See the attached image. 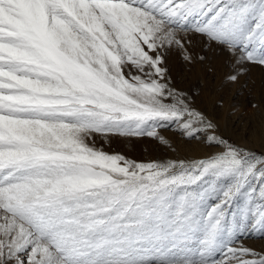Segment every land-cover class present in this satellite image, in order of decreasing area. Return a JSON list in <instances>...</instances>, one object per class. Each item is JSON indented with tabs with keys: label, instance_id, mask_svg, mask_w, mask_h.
<instances>
[{
	"label": "snow or ice",
	"instance_id": "1",
	"mask_svg": "<svg viewBox=\"0 0 264 264\" xmlns=\"http://www.w3.org/2000/svg\"><path fill=\"white\" fill-rule=\"evenodd\" d=\"M253 69L264 0H0V264H264ZM145 137L165 155L111 148Z\"/></svg>",
	"mask_w": 264,
	"mask_h": 264
},
{
	"label": "rangeland",
	"instance_id": "2",
	"mask_svg": "<svg viewBox=\"0 0 264 264\" xmlns=\"http://www.w3.org/2000/svg\"><path fill=\"white\" fill-rule=\"evenodd\" d=\"M252 79L257 82L259 85L262 78H264V74H262L258 69L252 70ZM220 78L219 75L213 87L219 85ZM197 85L196 77L193 76L190 80L185 84V87H195ZM245 94L243 92L236 93L235 88L233 87L229 92L225 94L223 108L221 109L223 122L231 125L233 122L236 123L237 128L239 129V134L242 136L246 131V126L248 123L249 117L244 113V102ZM203 100L206 105L211 108L212 101L215 100V96L209 97L207 91H205L203 95ZM239 105L238 110H232L233 105ZM165 136L169 137L174 145L180 149L182 152H189L192 154L203 151L202 148H197L196 146H188L185 145L179 137L174 136L171 132H165ZM107 148L108 146L105 145ZM111 148L116 152L121 154H125L126 156L137 159V160H147L149 158H157L165 155V148L162 145H159L155 140L151 138H142V139H131L128 141H124L118 139L113 142ZM250 244H253L257 247L264 245V239L259 238H251L248 241Z\"/></svg>",
	"mask_w": 264,
	"mask_h": 264
}]
</instances>
